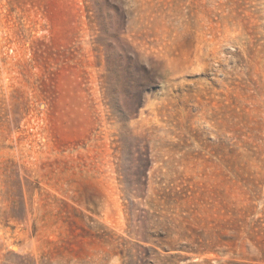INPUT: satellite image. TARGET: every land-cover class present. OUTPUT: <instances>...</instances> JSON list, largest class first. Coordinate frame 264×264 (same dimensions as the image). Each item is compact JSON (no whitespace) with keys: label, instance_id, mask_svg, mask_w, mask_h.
Here are the masks:
<instances>
[{"label":"rangeland","instance_id":"374dc122","mask_svg":"<svg viewBox=\"0 0 264 264\" xmlns=\"http://www.w3.org/2000/svg\"><path fill=\"white\" fill-rule=\"evenodd\" d=\"M0 264H264V0H0Z\"/></svg>","mask_w":264,"mask_h":264}]
</instances>
